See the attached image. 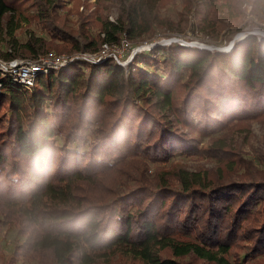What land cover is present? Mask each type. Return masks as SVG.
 <instances>
[{"label": "trees", "instance_id": "trees-1", "mask_svg": "<svg viewBox=\"0 0 264 264\" xmlns=\"http://www.w3.org/2000/svg\"><path fill=\"white\" fill-rule=\"evenodd\" d=\"M95 1L102 10L105 2L116 4L119 13L113 21L98 15L92 32V16L65 9L64 0H33L34 12L25 17L0 0V37L9 14L4 59L36 58L51 49L97 52L122 35L133 40L161 24L162 0ZM230 3L204 1L218 10ZM28 18L48 40L32 34L16 41L13 32ZM184 73L194 82L186 84V96H176ZM263 112L264 38L255 35L229 52L157 45L136 54L126 69L112 59L74 60L39 72L31 86L0 76V225L28 230L25 249L49 253L50 264H113L115 257L141 264H184L185 257L241 264L229 259L237 239L251 242V253L264 252V204L253 209L264 203V183L216 181L158 166L175 154L201 153L179 123L207 135L221 130L219 122L242 123ZM95 120L93 139L84 149L72 148ZM226 148L217 139L207 151L220 157L230 152ZM248 164L235 168L228 161L225 169Z\"/></svg>", "mask_w": 264, "mask_h": 264}, {"label": "rangeland", "instance_id": "rangeland-1", "mask_svg": "<svg viewBox=\"0 0 264 264\" xmlns=\"http://www.w3.org/2000/svg\"><path fill=\"white\" fill-rule=\"evenodd\" d=\"M64 1L65 9H72L71 12L76 13L77 11L83 15L92 16L90 19L92 22L89 23L90 28L93 26V28L90 29L92 32L97 23L94 19L98 15L101 17L105 16L108 20L113 21L119 13L118 6L108 2L104 3L107 9L102 10L95 0ZM204 1L208 0H162L158 7V15L161 24L156 26L150 33L140 38L133 40L126 38L128 46L125 48L121 46V41L125 36H120L119 43L115 46L117 48L112 47L111 50L108 49L102 61L112 59L118 66L126 69L127 65H122L121 63L126 61L129 63L136 54L145 50L132 55L133 51L139 46H146L148 44H156L157 46V43L163 40L178 38L207 46L223 47L226 46L237 33H258L264 31V13L263 15L259 14V12L264 9V0H229V2L232 1V3H230L228 10L226 8L218 10L211 5L205 7ZM3 2L10 7L16 8V11L22 13L24 17L34 12L31 6L33 0H3ZM256 2H259L261 5L258 4L257 6V4H255ZM8 15L7 13L3 19V35L0 37V69L8 67L10 63L42 62L45 61L50 53L60 58H66V56L68 58H77L75 60L82 58L84 62H87L91 56H93L91 54H97L102 48L99 46L97 52H68L64 50L58 52L60 51L59 49H57L58 51L56 49H51L46 52V50H44L45 52L38 55L36 58L23 56L14 58L12 61L10 60V62H8L9 60L4 59V56L5 53L10 52V49L6 47L4 41H2L4 38H7L5 20H7ZM76 19V17L72 16L69 19L70 24H75L74 21ZM32 34L37 37H44L45 40H48L47 35L33 19H29V22L22 21L20 27L13 32V37L18 43H25ZM235 43L231 50H233ZM113 49L114 51H112ZM117 49L118 51L122 49L125 50L119 53V55ZM99 54H101V51L97 55ZM114 54L117 56V59L113 57ZM148 70L151 71V69ZM189 80H191L189 73H184L179 78L178 85L175 87L176 96H186L187 90L185 88ZM193 82L194 80L188 84L192 86ZM200 99L202 100V98ZM192 118L196 123L197 121L194 119V116H192ZM95 121L85 124V127H83L80 132L79 139L75 141L72 148L84 149V147L88 145V142L93 139L91 132L93 131L92 128L95 125L94 123H98L97 120ZM227 123L226 121L219 122L218 127H222L220 128L221 130L218 129V131L207 135L197 134L188 128H184L189 126H184L183 123H179L177 127H181L185 134L196 139L201 153L191 156L175 154L172 159L158 167L169 171L175 168H184L190 172L198 173L202 177L206 175L216 181H240L252 178V180L262 181L264 183V112L261 113L257 119H249L242 123ZM217 139L229 147L226 149L230 150V152L226 154L218 152L217 154L221 155L220 157H212V154L209 153L207 149ZM238 158H240L239 161L248 162L249 164L238 171L229 169V171H227L225 165L228 164V161L234 163V167L236 168V164L239 162H237ZM147 169V175L152 176L154 173V166L148 165ZM263 204L264 203L256 204L253 209L257 210ZM0 226H2L0 227V264H50L52 262L49 253H44V255L41 256L28 252V250L25 249L24 242L28 235V230L25 231V229L19 228L13 222L9 226ZM250 246L251 242H248L244 238L237 239L235 245L231 249L229 259L231 261L237 260L241 264H264V252L259 254L251 253ZM19 249H22V252H19ZM16 251L18 252L16 253ZM179 262L184 264L190 262L194 264H206L189 257L180 259ZM113 264L141 263L132 259L115 257L113 259Z\"/></svg>", "mask_w": 264, "mask_h": 264}, {"label": "built area", "instance_id": "built-area-1", "mask_svg": "<svg viewBox=\"0 0 264 264\" xmlns=\"http://www.w3.org/2000/svg\"><path fill=\"white\" fill-rule=\"evenodd\" d=\"M149 45V44H148ZM116 45L109 46L108 44H102L101 50L98 51V53L101 51V54H91V58L87 61L88 63H100L105 58V53H107L108 49L111 50L112 47H115ZM121 46L127 47L128 43L126 41V38L122 39ZM154 47V46H152ZM147 48L145 50L151 49ZM117 48V47H115ZM125 49L119 50L117 49V53H122ZM114 51V49L112 50ZM120 55V54H119ZM133 55V53H132ZM113 57L117 59V56L114 54ZM77 58H60L56 57L54 54L50 53L45 61L42 62H20V63H10L8 67H4L0 69V76L9 75L17 82L31 86L33 84L35 76L39 72H46L47 70H58L61 67L67 65L68 63L74 61ZM82 60V58H81ZM84 60V59H83ZM12 61V60H11ZM10 62V61H8ZM130 62V61H129ZM52 64V65H51ZM122 65H127L128 61L121 63ZM52 68V69H51Z\"/></svg>", "mask_w": 264, "mask_h": 264}, {"label": "water", "instance_id": "water-1", "mask_svg": "<svg viewBox=\"0 0 264 264\" xmlns=\"http://www.w3.org/2000/svg\"><path fill=\"white\" fill-rule=\"evenodd\" d=\"M249 35H258L260 38H264V31L258 32V33H252V32H248V33H237L235 34L232 39L229 41V43L226 46L223 47H215V46H207V45H202L200 43H195V42H188V41H184L182 39H178V38H170L167 40H163L159 43H157V45H168L171 43H178L181 44L183 46H193V47H197L198 49H206V50H215V51H219V52H229L231 51L234 43L236 41H240L242 39H244L245 37L249 36ZM152 46H156V44H149L146 46H139L137 47L134 51H133V55L139 51H142L144 49L150 48Z\"/></svg>", "mask_w": 264, "mask_h": 264}]
</instances>
